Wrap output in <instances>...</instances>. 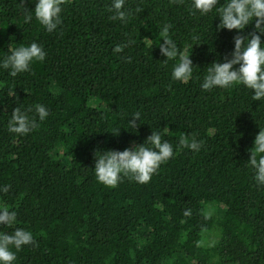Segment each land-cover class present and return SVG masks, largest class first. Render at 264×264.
<instances>
[{
  "label": "trees",
  "instance_id": "obj_1",
  "mask_svg": "<svg viewBox=\"0 0 264 264\" xmlns=\"http://www.w3.org/2000/svg\"><path fill=\"white\" fill-rule=\"evenodd\" d=\"M111 3L65 0L48 33L25 20L34 0H0V60L32 42L46 52L16 78L0 69V185H11L0 207L36 242L15 264H264V185L246 165L264 101L243 86L200 88L206 68L231 57L236 32L217 31L213 14L192 15L191 0H126V23L109 19ZM165 26L191 55L187 83L171 79L175 61L160 53ZM37 103L49 117L27 136L10 134L13 108ZM152 131L174 156L149 183L96 180V151L142 145ZM181 137L200 150L180 147Z\"/></svg>",
  "mask_w": 264,
  "mask_h": 264
},
{
  "label": "clouds",
  "instance_id": "obj_2",
  "mask_svg": "<svg viewBox=\"0 0 264 264\" xmlns=\"http://www.w3.org/2000/svg\"><path fill=\"white\" fill-rule=\"evenodd\" d=\"M35 8L27 11L25 20L36 21L48 33L55 32L62 24V10L65 0H34ZM126 0H112L107 11L110 20L126 23L130 13L125 8ZM139 11V9H138ZM190 12L200 16L215 15L219 17L217 31H235L234 48L230 58L224 62H214L206 68L200 88L204 91L213 89H229L243 86L252 93L254 101H264V0H191ZM252 31H246L249 28ZM162 42L160 53L166 57L164 62L175 61L172 66L171 79L187 83L194 78V66L191 55L180 52L176 43L168 35V27L160 32ZM196 40L198 37L193 36ZM9 54L0 60V69L6 70L8 76L16 78L18 74L31 71L34 62H44L46 52L36 42L28 46L9 49ZM114 53H120L122 46L117 45ZM199 79V77H197ZM50 114L43 104H34L27 108L18 104L13 108L7 121V131L18 136H27L39 127ZM140 112L131 114L128 123L136 129V121H140ZM141 122V121H140ZM120 131V130H119ZM179 146L199 151L201 143L196 139L181 137ZM250 159L247 166L254 172L257 186L264 185V128H260L254 140V147L249 149ZM174 156L173 145L162 139L159 131H152L144 144L126 148L123 151L98 150L95 152L94 174L102 185L115 188L124 179L134 180L139 184H147L160 166ZM11 185H0V193L7 195ZM190 210L183 215L189 216ZM17 212L7 206L0 207V227L14 228L12 232L0 231V264H15L16 253L24 246L35 245L34 235L30 230L15 227Z\"/></svg>",
  "mask_w": 264,
  "mask_h": 264
}]
</instances>
